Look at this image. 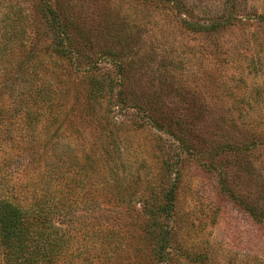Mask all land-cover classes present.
<instances>
[{
    "label": "rangeland",
    "instance_id": "374dc122",
    "mask_svg": "<svg viewBox=\"0 0 264 264\" xmlns=\"http://www.w3.org/2000/svg\"><path fill=\"white\" fill-rule=\"evenodd\" d=\"M48 7L71 44L44 72L67 82L74 141L112 132L109 167L137 191L97 211L112 262L264 264V0H0V17L51 33ZM218 16L231 20L203 26Z\"/></svg>",
    "mask_w": 264,
    "mask_h": 264
},
{
    "label": "trees",
    "instance_id": "16d2710c",
    "mask_svg": "<svg viewBox=\"0 0 264 264\" xmlns=\"http://www.w3.org/2000/svg\"><path fill=\"white\" fill-rule=\"evenodd\" d=\"M47 10L51 33H34L21 11L0 17V264H114L117 232L101 226L97 211L131 201L137 191L126 186L124 165L122 172L109 167L116 158L114 139H106L112 132L99 137V148L74 141L80 131L62 109L67 82L44 72L48 58L67 57L71 41ZM218 17L203 26L231 20ZM255 18L264 23L263 14ZM47 37L49 44L38 46ZM152 218L159 221V211ZM169 244L166 236L154 243L162 263L169 262ZM141 257L127 264H147Z\"/></svg>",
    "mask_w": 264,
    "mask_h": 264
}]
</instances>
